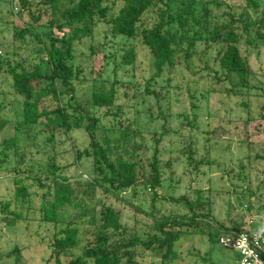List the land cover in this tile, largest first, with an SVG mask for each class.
I'll return each mask as SVG.
<instances>
[{"label":"rangeland","instance_id":"374dc122","mask_svg":"<svg viewBox=\"0 0 264 264\" xmlns=\"http://www.w3.org/2000/svg\"><path fill=\"white\" fill-rule=\"evenodd\" d=\"M28 1V8L23 9L18 0H0V66L4 68L0 72V116L11 122L1 139L15 133L17 115L23 106L22 99L10 88L6 64L26 60L34 65L39 58L34 51L38 49L37 44L22 42L18 31L32 24L40 34L53 31L61 36L56 28L49 26L51 10L48 5L41 3L42 0ZM168 2L176 13H182L185 4H190L196 18L203 16L211 2H219L222 4L220 9L213 10L216 16L231 14L239 19L236 27L241 37L240 53L249 68L248 83L241 84L236 75L222 69L218 54L225 45H213L206 37L199 38L201 42L196 45L189 63L179 61L156 77L154 57L141 38L115 36L106 21L98 19L93 38L76 43L75 65L83 68V73L80 81L74 83L75 104L90 107L88 103L94 92L116 84L119 100L111 109L116 116L106 117L105 109L90 108L89 114L101 120L96 124V138L102 142L105 136L117 137L119 129L129 130L134 139L126 143V148L135 153L136 161L148 168L141 169L142 183L150 179V163L158 148L163 178L158 195L186 197L189 203H194L197 226L180 227L187 235L176 242L178 257L173 262L163 261L166 249L157 254L150 251L143 256L142 264H231L232 252L211 244L210 229L246 226L250 218L264 216V35L256 25L263 7L257 11L249 9L246 0ZM106 4L112 6L110 16L123 5L119 0H109ZM163 6L161 2L152 9L154 12L145 22L153 23L160 10L166 8ZM33 13L44 16L36 22L31 19ZM246 23L250 26L246 27ZM214 25L213 22L212 27ZM188 26L186 24V30ZM175 28L183 31L179 26ZM131 46L136 50L137 58L133 65L127 66L123 63V55ZM148 86L149 91L146 90ZM90 123L85 119L83 128ZM44 138L32 135L20 141L29 152L28 164L38 167L54 163L59 174L73 184H86L93 179V159L85 155V151L91 153L92 148L84 129L60 132L46 147L42 145ZM136 141L145 145L142 151L134 149ZM188 143L194 146L192 161L187 159ZM126 151L125 148L116 150L119 154ZM14 172V168L10 172L0 170V264H55L50 244L62 228L76 222L74 228L79 230V246L59 256L63 264H69L94 244L93 235L98 230L102 208L111 206L117 210L123 205L103 193L89 199L79 193L76 197L82 203L62 211L64 225L44 223L38 211L46 189L37 182H29L33 192L30 207L33 209L29 210L28 204L22 207L15 198ZM142 191L141 195L151 196V192ZM132 193L124 197L130 199ZM140 200L141 197L135 202ZM145 204L148 208L150 202ZM160 205L165 214L196 219L184 202L175 204L165 199ZM93 208L96 226L89 223ZM83 211L86 214L79 219ZM130 214L129 211L125 217L130 218ZM128 224L125 237H152L149 229L139 232ZM140 224L149 226L148 223Z\"/></svg>","mask_w":264,"mask_h":264},{"label":"trees","instance_id":"16d2710c","mask_svg":"<svg viewBox=\"0 0 264 264\" xmlns=\"http://www.w3.org/2000/svg\"><path fill=\"white\" fill-rule=\"evenodd\" d=\"M107 1L109 0H42L41 3L48 5L51 10V19L48 21L50 28H56L61 36H57L53 31L46 35L40 34L32 24H27L18 31L22 42L32 44L33 41L37 44L38 49L34 51L35 54L38 53L39 58L34 65L26 60L6 64L7 76L11 78L10 88L22 99L23 106L17 115L15 133L10 137H0V170L10 172L12 168L15 169V198L22 207L28 204L29 210L33 209L30 207L33 192L29 189V182H37L41 188L46 189L38 211L44 223L64 225L62 211L82 203L77 199L79 193L86 199L103 193L113 196L115 201L123 204L119 205L117 210L111 206L102 208L100 224L93 235L94 244L85 249L83 256L71 260L69 264H87L88 261L93 264H142L146 253L153 251L157 254L161 249H166L162 256L163 261L173 262L178 257L176 242L181 236L187 235L180 227L197 226L198 216L195 214L194 203H189L186 197L175 198L170 195L163 198L158 195V190L163 186L158 148L154 150L153 161L150 163V179L142 183L141 169L148 168L136 161L135 153L126 148V143L134 139L129 130L119 129L117 137L105 136L102 142L96 138V124L101 120L89 114L90 108L105 109L106 117L116 116L111 110L119 100L116 84L106 85L104 90L94 92L88 103L90 107L87 104H75L74 83L80 81L83 73V68L75 65L76 43L93 38L98 19L105 20L115 36L127 39L141 38L142 44L154 57L155 76L158 77L166 67H174L179 61L189 63L196 45L201 42L199 38L206 37L213 45H225L218 54L222 69L228 74L236 75L241 84H246L250 74L248 65L240 53L241 37L236 27L239 19L231 14L216 16L213 10L220 9L222 4L219 2H211V7L205 9L203 16L196 18L190 4H185L182 13H176L170 8L168 0H119L123 3L122 7L110 16L112 6L106 4ZM246 1L247 8L254 11L263 7L256 25L264 35V0ZM18 2L23 9L29 6L28 0ZM161 2L166 8L160 10L153 23H146V17L152 14V9ZM43 16L44 14L33 13L31 19L38 22ZM186 24L189 25L188 30L185 28ZM176 26L183 31L176 30ZM249 26L246 23V27ZM136 58L137 52L131 46L123 55V63L131 66ZM3 70V66H0V72ZM147 84L150 85V82ZM149 88L150 86L146 87V90L149 91ZM85 119L91 123L83 128ZM10 123V120L0 116V136ZM81 129L85 130L90 139L92 152L86 154L85 151V155L93 159L94 165L93 179L86 184H73L69 178L59 174L60 171L54 163L48 162L45 166L38 167H34L30 162L28 164L29 152L20 141L32 135L35 138L45 137L42 145L46 147L54 142L60 132L73 133ZM134 143V149L142 151L145 147L138 141ZM193 147L192 143L187 144L188 161L193 159ZM121 148H125L126 153L116 152ZM24 166L25 168H22ZM142 190L151 192V196L141 195L140 193H144ZM129 192H133L132 198L127 199L124 195ZM140 197L141 200L135 202ZM165 199L175 204L184 202L186 209L193 213L196 219L185 215L176 217L175 214H165L160 205ZM148 202L150 204L146 208L145 203ZM129 211L131 214L127 219L125 216ZM94 212L93 208L89 223L96 226ZM85 214L86 212H81L79 219ZM30 215L33 213L30 212ZM250 219L262 221L264 216ZM141 222L148 223L149 226H143ZM128 223H131L132 229L136 228L139 232L149 229L152 239L143 235L125 237L130 225ZM75 225L76 222H71L62 228L50 244L55 264H63L59 258L63 252L79 246V230L74 228ZM246 226L211 228V244L219 246L222 235ZM175 228L179 230H174Z\"/></svg>","mask_w":264,"mask_h":264},{"label":"built area","instance_id":"2783aa9c","mask_svg":"<svg viewBox=\"0 0 264 264\" xmlns=\"http://www.w3.org/2000/svg\"><path fill=\"white\" fill-rule=\"evenodd\" d=\"M219 246L232 252L231 264H264V220L222 235Z\"/></svg>","mask_w":264,"mask_h":264}]
</instances>
